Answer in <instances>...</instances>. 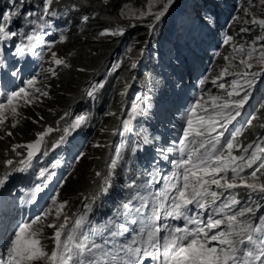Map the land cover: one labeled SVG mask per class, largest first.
Returning a JSON list of instances; mask_svg holds the SVG:
<instances>
[{
	"label": "snow or ice",
	"instance_id": "6c2138e0",
	"mask_svg": "<svg viewBox=\"0 0 264 264\" xmlns=\"http://www.w3.org/2000/svg\"><path fill=\"white\" fill-rule=\"evenodd\" d=\"M58 2L41 0L38 10L25 11L27 0H9L11 9L0 12V42L8 43L16 38L15 56L22 58L30 53L44 60L45 51L50 54L47 58L49 66L42 68V73L24 79L17 90L0 92L4 97L0 101V129L6 126L9 118L11 127L15 128L22 116L21 107L33 105L49 95L40 75L47 79L56 76L61 67H70L67 57L54 50L56 43L65 42L66 36L60 34L58 40H45L47 30L53 28V18L60 15L54 8ZM253 2L248 0L249 5ZM174 3L175 0H147L145 8L125 7L121 16L136 21L147 20L146 27L152 35ZM259 6L264 8V0H259ZM244 16L251 18L243 19L242 24L258 25L260 34L247 44L235 43L232 35L223 38V45L230 46L232 51L223 56L225 64L210 79L223 95L202 91L181 118L177 141L156 148L159 157L169 161L170 170L162 173L155 165L144 170L128 185L133 189L130 199L101 223L90 219L91 205L88 203H84L83 212L69 215L66 211L68 201H60L57 192L38 215L19 222L12 229L13 235L4 245V255H0V264H148V258L154 264H264V134L251 143L240 141L243 131L253 126L257 119L250 113L240 123L252 96L250 90L264 76V18L257 17L249 8L244 10ZM17 18L22 20L23 26L12 30L11 25ZM88 19L83 16L81 23H87ZM201 19L206 24L214 22L208 15ZM233 20L240 21L241 18L233 17ZM239 31L247 33L252 29L242 26ZM124 32L125 29L119 26L106 28L99 37L122 36ZM131 50L130 47L128 51ZM140 51L142 53L143 49ZM2 55L0 49V57ZM3 66L4 61L0 59V70ZM120 67L121 62L115 63L108 72H115ZM136 67L137 63L131 62L130 70ZM20 71L15 69L11 75L18 77ZM228 77L232 79H226ZM132 79L135 80V76ZM206 82H209V76L203 77L200 85L204 86ZM104 86L103 79L93 80L84 95L94 99ZM129 87L130 84L125 83L118 93L122 98L119 112L107 113L115 117L122 128L119 133L113 130V134L134 133V122L145 113L147 100L140 93L131 100L130 107L123 106ZM259 108L264 109V103H260ZM89 120L88 112H65L55 128L46 125L32 141L13 145L12 151L19 159L15 163L12 159L4 161L11 167V172L0 175V189L6 186L11 173L34 169L35 179L39 182L30 189L28 203L35 200L44 186L53 181L57 174L55 169L59 167L58 161L41 163L43 158L65 144L77 130L87 126ZM259 127L264 129V123ZM54 132L60 134L49 139ZM5 135L11 137L13 133L6 131ZM149 142L146 137L144 143ZM112 147L114 155L109 158L107 171L95 173L101 183L92 196L93 201L110 191L112 178L124 162L126 143L121 141ZM139 148L137 142L131 152L135 154ZM174 154L177 158L169 159ZM84 155L79 153L75 161L80 162ZM141 179L143 183H138ZM241 190L246 194L245 199L240 196ZM45 228L53 229L48 237L52 241L50 252L42 242ZM130 232L129 238L123 239Z\"/></svg>",
	"mask_w": 264,
	"mask_h": 264
},
{
	"label": "clouds",
	"instance_id": "9594fccd",
	"mask_svg": "<svg viewBox=\"0 0 264 264\" xmlns=\"http://www.w3.org/2000/svg\"><path fill=\"white\" fill-rule=\"evenodd\" d=\"M146 4L147 0H121L115 5L111 0H59L54 5L60 15L53 18V28L47 30L45 40H58L60 34L66 36L65 42L56 43L54 50L58 55L67 57L70 67H61L56 76H48L47 79L43 74L40 75L39 79L47 85L49 95L33 105L21 107L19 111L22 116L15 128L11 127L12 120L9 118L8 125L0 129V136L3 137L0 139V159H12L15 163L19 157L12 151V146L32 141L35 134L46 125L55 128L65 112H88L90 120L87 126L73 133L65 144L43 158L41 163L58 161L59 167L55 169L57 174L53 181L44 186L43 192L37 194L35 200L28 203L31 198L30 189L39 182L35 179L34 169L11 173L6 186L0 189V255H4V245L9 236L13 235L12 229L19 222L38 215L57 192L60 201H68L66 211L69 215L83 212L84 203H88L91 205L90 219L101 223L130 199L133 189L128 185L144 170H150L155 165L162 173L168 172L171 165L159 157L156 148L167 147L177 141L181 118L202 91L223 95L222 90L210 83L211 75L217 74L225 64L223 56L232 51L230 46L223 45V38L232 35L235 43L247 44L255 35L260 34L258 25L242 24L243 19L251 18L244 16L246 8L257 17L264 18V8L251 9L248 0H175L155 33L149 35L147 20L136 21L121 16V10L125 7L143 9ZM40 7L41 0H27L24 10H38ZM10 9L9 0H0V12ZM205 15L214 22L204 23L201 17ZM83 16L89 17L87 23H81ZM233 17H240L241 20L234 21ZM22 26L23 22L19 18L11 25L12 30ZM117 26L125 29L124 35L99 37L104 29ZM242 26L252 31L241 33L239 29ZM15 42H18L16 38L8 43L0 42V49L3 50L0 59L4 61L0 70V92L17 90L24 79L42 73V68L49 66L47 58L50 54L46 51L44 60L30 53L24 54L22 58L15 56ZM130 47L132 50L128 51ZM91 48L93 52L89 56L85 49ZM140 49H143L142 53ZM133 61L137 67L130 70ZM118 62H121V67L109 73L108 69ZM81 68L85 71H80ZM15 69L21 70L18 77L11 75ZM205 76H209V82L201 86L200 80ZM101 79L105 81V86L96 97L90 99L85 96L84 91L90 82ZM226 79L231 80L232 77ZM125 83L130 84V87L123 98V106L130 107L137 93L146 98L147 105L144 115L134 122L135 132L121 136L113 134V130L119 133L122 128L115 117L107 113L119 112L122 98L118 93L123 90ZM250 91L252 96L240 123L250 113L257 119L253 121V126L243 131L240 141L244 144L264 134V129L259 127L264 123V109L259 108V104L264 103V76L257 80ZM3 99L0 96V101ZM60 127L63 128V122ZM6 131H11L13 135H5ZM59 134L54 132L49 139ZM146 137L150 139L147 144L144 143ZM121 141L126 143L124 162L112 178L110 191L93 201L92 196L101 183V178L95 173L107 171L109 158L114 155L112 145ZM137 142L140 148L133 154L131 147ZM81 152L85 155L80 162H76L74 158ZM176 158L174 154L169 159ZM82 161H85L84 167L80 166ZM86 164L83 186L68 191L66 186L72 176L78 170H84ZM7 172H11V167ZM138 183H143V179L138 180ZM240 196L246 198L243 190ZM166 223L182 225L183 222ZM52 232L53 229L45 228L42 238L49 252L52 241L48 237ZM130 235L131 232L123 239H128ZM148 264L154 262L148 258Z\"/></svg>",
	"mask_w": 264,
	"mask_h": 264
},
{
	"label": "trees",
	"instance_id": "16d2710c",
	"mask_svg": "<svg viewBox=\"0 0 264 264\" xmlns=\"http://www.w3.org/2000/svg\"><path fill=\"white\" fill-rule=\"evenodd\" d=\"M120 1L121 0H111V3L113 4V5H115V4H118V3H120ZM86 50V52L88 53V55L90 56L91 54H92V52H93V49L91 48V49H85ZM6 159H0V172L3 170V168H4V161H5ZM90 162V161H89ZM87 165L88 164H86V166H85V168H84V170H81V172H80V170H78L77 171V173L76 174H74L73 176H72V178H71V180H70V182L67 184V190L68 191H74V190H76L77 188H81L82 186H83V177H85V170L87 169Z\"/></svg>",
	"mask_w": 264,
	"mask_h": 264
},
{
	"label": "rangeland",
	"instance_id": "374dc122",
	"mask_svg": "<svg viewBox=\"0 0 264 264\" xmlns=\"http://www.w3.org/2000/svg\"><path fill=\"white\" fill-rule=\"evenodd\" d=\"M250 7H251V9L261 7V6H259V0H254L253 4H252ZM6 125H8V122H6ZM84 164H85V161H82V162L80 163V166H81V167H84Z\"/></svg>",
	"mask_w": 264,
	"mask_h": 264
},
{
	"label": "bare ground",
	"instance_id": "6f19581e",
	"mask_svg": "<svg viewBox=\"0 0 264 264\" xmlns=\"http://www.w3.org/2000/svg\"><path fill=\"white\" fill-rule=\"evenodd\" d=\"M9 167H10V166H7V165L4 164V168H3V170L0 172V175H3L5 172H7L8 169H9Z\"/></svg>",
	"mask_w": 264,
	"mask_h": 264
}]
</instances>
